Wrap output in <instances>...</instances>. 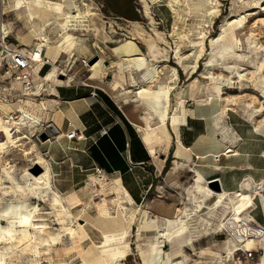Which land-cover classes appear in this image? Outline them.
<instances>
[{
	"label": "rangeland",
	"instance_id": "1",
	"mask_svg": "<svg viewBox=\"0 0 264 264\" xmlns=\"http://www.w3.org/2000/svg\"><path fill=\"white\" fill-rule=\"evenodd\" d=\"M9 1L11 0H0V5H2L3 11L9 10L4 13L3 22L9 30L10 41L16 44L18 35L28 30L30 23L27 22V16L23 9L10 11L12 7L5 8ZM48 1L63 2V0H43L42 6L37 10L44 23L35 21V26L41 28L44 25V35L50 39H55L58 29L55 25L56 21L49 23L52 20L51 16L54 15L51 9L48 10L47 8ZM85 2L93 10L90 24L91 27H95V30H86V26L84 27L85 30H71L70 32L77 37V42L72 49L63 44L62 41L51 50L46 48V57L51 63L47 73L50 76L49 80L42 78L41 74H36V82L38 83L36 93L27 96L25 99L15 98L12 100L14 103H19L17 115L21 120L23 114L27 113L36 118L40 124L36 127H26L21 124L22 133H15V136L25 134L28 138L21 139L19 141L21 145L9 146L0 152V228L9 227L13 234L12 238L0 244V259H2L0 263L2 264H36L38 259L41 264H140L139 252L147 247L149 242L145 238L158 235L156 232L150 234L148 231L141 230L143 211L145 209L149 211L147 203L135 204L133 202L131 205L127 204L125 193L122 188L114 183V177L102 175L94 168L81 169L76 166L75 161H55L50 154H46V157L51 163L54 186L61 191L62 195L71 191L79 199V203L68 205L63 200L68 214L65 220H62V215L58 212L60 207H54L51 198L48 196L41 197V200L36 198L28 202L30 209L33 205L37 206V209L33 210L34 222L46 224L44 232L38 229H30L32 238L29 241H19L21 236L19 229L22 227L20 228L16 222L15 212L17 208L13 207L4 213V209L10 205L16 206L18 186L20 184L26 186L27 184L22 178L24 173L28 171L39 175L43 171L42 168L31 164L30 157L26 158L21 151L22 149L33 148L45 152L51 146H55L65 150L70 158L79 151H82V155L86 152L90 137L85 133L87 127L83 126L82 140L68 139L66 146L59 144V142L65 141L66 137L57 142L52 134L43 140L44 143L40 142L43 132L50 133L47 126L53 119V108L50 100L52 96L48 95L50 93L48 81L52 88L58 82L62 84V81L63 84L82 88V102L93 101L91 104L92 112L97 115L112 113L113 102L118 104L126 116L135 120L134 122L138 125L137 128L142 135L151 132L156 138V155L164 150V145L159 140V134L154 128L159 119L154 116L147 123L143 118L147 108L141 101L135 99L133 92L124 93L120 87L115 90L112 89L110 83L114 75L113 68L110 67L105 73L100 72L97 75H91L92 71L89 70V65L92 66L99 60H102L104 65H109L111 61L117 60L111 51V47L128 36L127 30L132 22H138L148 32H153L150 20L143 15V1L85 0ZM80 6L82 10L86 9V5L81 4ZM176 8L179 14L171 12L168 3L151 5L158 30L168 36L170 41H173L169 34L172 33L174 25L178 27V32L188 33V40H185L180 47L182 55L185 57L183 64L195 63L201 48L200 41H203L204 50L198 59L195 72L190 76L191 78L181 67H178L180 69L179 78L173 83L174 89L171 93L170 107L181 102L180 114L185 112L187 116L191 115L209 120V124L214 122V128H205V130L211 131V136L208 137L206 144L211 147L214 145L217 148L221 144L227 146L228 142L223 133L222 120L214 116V113L219 108L220 102L227 105L229 121L234 129L245 137L243 141L241 140L240 144L243 149H240L241 153L236 157V161L239 164L241 157L244 156L249 158L247 161H250L255 168L260 170L257 171L258 175L254 177L255 181L247 182L248 188L256 185L261 186V188L248 191L254 198V209H249L244 214L245 221L251 227L258 228L261 226L264 228V157L262 156L264 136L252 127L253 122L258 123L264 119V0H178ZM213 10L215 12H212ZM203 34L204 37H202ZM37 42L39 41L34 39L27 44L21 43V47L24 50H31ZM138 44L142 50H146L143 43L138 42ZM120 65L119 69H116L115 75L124 87H129L130 81L121 70L124 63ZM167 65L168 67H165L160 75L159 83L167 84L172 77L171 67L178 66L173 60V52L171 51ZM61 67H65L70 76L58 77L57 72ZM35 72L40 73V66L35 68ZM209 74L214 77L216 83H212L208 77ZM214 84L220 88V97L215 95ZM43 88H47V91L42 92ZM79 90L78 92H80ZM209 96H213L212 99L205 100ZM82 112L83 116L86 117L88 111L86 112V105L84 104H82ZM0 138L5 139L2 134ZM50 138L51 141H49ZM175 140L172 141V150L167 154L164 163V166L167 165V170L174 166L172 151L175 148ZM237 154L239 153L237 152ZM188 164L186 161L180 160L178 166L173 169L174 173L168 174V189L166 196H164L166 201L183 202V207L193 206L189 190H191L194 173L189 171L190 166ZM194 167L198 169L200 166ZM211 189L217 191L216 187ZM103 199L108 203L116 204L115 206L109 204L110 216L106 220L97 213V206L102 204ZM201 214L209 217L207 209L202 210ZM218 214L216 218H211L213 223L210 227L203 228L198 223V229L202 233L200 241L196 243L194 250L186 249V251L197 257L202 253V250L206 249L205 256L216 261L214 264H257L264 255L263 244L259 242L260 239L256 240V244L254 248L250 249V253L249 251H237L235 257L229 259L217 257L227 254L224 242L229 235L224 228L216 227V224L220 223ZM78 223L82 225L81 237L76 238V243L73 245L70 234H68L69 230L66 228H80ZM104 227L114 232L127 229L126 247L121 250L129 249L131 254L105 261L104 258L117 249L101 251L105 247L104 239L101 237V233L105 231ZM49 232L59 233L62 242L54 245L39 240V238L48 239ZM91 239L98 246L96 249L100 250L101 254L98 253L94 256L88 254L90 248L93 247L90 242ZM35 249L40 252L36 253ZM164 250L169 251L170 246L165 244Z\"/></svg>",
	"mask_w": 264,
	"mask_h": 264
},
{
	"label": "bare ground",
	"instance_id": "2",
	"mask_svg": "<svg viewBox=\"0 0 264 264\" xmlns=\"http://www.w3.org/2000/svg\"><path fill=\"white\" fill-rule=\"evenodd\" d=\"M142 1L144 3L143 15L146 19L150 20V25L152 26L151 30L153 32H148V30L144 29V27L138 22H132L130 28L127 30L128 36L119 40L111 47V51L116 56L117 60L111 61L109 65H104L102 60H99L94 65H89V70L92 71L91 75H97L100 72L105 73L108 68L112 67L114 74L110 83L112 89L115 90L120 87L124 90V93L128 94L133 92L135 99L141 101V103L147 108L146 115L143 117L145 121L149 123L154 116L159 119L154 128L159 134V140L164 145L165 152L169 150L171 142L176 139L174 156L177 159L187 158V151L179 139V126L185 122L186 113H179L181 102L174 107H170L171 93L174 89L173 83L179 78L180 69L178 67H181L189 77L195 72L198 59L204 50L203 41H200L201 48L196 56L195 63L183 64L185 57L182 55L180 47L185 40H188V33H184L183 31L178 32V27L174 25L172 33L169 34V37L173 39V41L168 40V36H165L163 32L158 30L156 20L151 11L152 4L168 3L171 12L179 14L176 8L178 0ZM42 2L43 0H11L6 3L5 8L12 7L10 8V11L23 9L27 16V22L30 23V28L22 34H19L16 42L27 44L35 39L39 41L37 42L39 43V46L51 50L62 41L63 44H66L72 49L77 42V37L70 32L71 30H85V26L87 28L86 30H95V27H91L90 24L93 10L85 0H63V2L48 1L47 8L48 10L51 9L54 15L51 16L52 20L49 23L56 21L55 25L58 29L57 38L50 39L44 35V25L41 26V28L35 26V21L44 23L37 10V8L42 6ZM81 4L86 5L85 10H82L80 6ZM8 11V9H5L4 13H7ZM212 12L215 11L213 10ZM204 36L205 35L203 34L202 37ZM138 42H141L146 46L145 51L141 49ZM170 51L173 52V60L178 66L171 67V79L167 84H162L159 83V78L164 68L168 67L167 62L169 60ZM121 63H124L121 70L127 75L130 81L129 87H124L115 75L116 69H119ZM49 77L50 76L47 74V80H49ZM208 77L212 80V83H216L211 74H209ZM58 80L60 79L58 78ZM47 85L48 89L51 90L52 87L49 81ZM213 88L216 90L215 95L220 97V88L215 86V84L213 85ZM212 97L213 96H209L205 100L209 101ZM220 103L221 104L215 111L214 116L221 118L223 123V133L229 144L226 148L222 149V151H225L224 153L227 155H237L236 148L241 143L242 138L229 122L227 105L223 102ZM17 105L16 102L2 104V111L3 114H5V117L0 118V135L2 134L5 139L0 138V152H3L4 149L9 146L21 145L19 141L28 138L25 134L18 135V137L15 136V133H22L20 130L21 124L26 127H36L40 124L36 118L27 113L23 114L22 120L19 117L17 120L13 119L14 122H12L10 119V113ZM53 109L55 113H59V107L57 105H55ZM52 122L54 127L59 130V134L54 135L55 140L59 142L60 139L66 137L67 139L65 141L59 142V144L66 146L68 139H72L70 138V135L73 133V130L68 132L60 131L58 124L53 120ZM252 127L260 135L264 136V119L258 123L253 122ZM14 128H16V130H14ZM144 136L147 144L153 149L157 145L156 138L151 132H147ZM49 141H51V138ZM40 142L44 143L45 141L42 140ZM67 148L70 149L69 147ZM21 151H23L26 158L30 157L29 160L32 161L31 164L38 168H42L43 171L39 175L38 173L28 171L24 173L22 178L27 184L26 186L21 184L18 186V191L16 193L18 202L16 206L10 205V207L4 209V213H7L9 209L13 207L17 208V211L15 212L16 222L20 228L22 227L19 229L21 234L19 241H29L32 238L30 229H38L39 231L44 232L46 224L34 222L35 215H33V210H36L37 206L33 205L32 209H30L28 202L36 198L41 200V197L44 198L48 196L51 198L54 207H60L58 212L62 215V220H65L68 211L63 200H65L68 205H73L79 203V199L71 191H67L62 195L61 191L54 186L51 163L46 157L48 150L43 152L31 148L22 149ZM262 156L264 157V150ZM178 163L179 161L175 159L172 169L176 168ZM242 166L248 169L252 168L250 163H245ZM194 172L195 174L193 182L191 183V190H189V193L192 196L191 200H193V206H185L176 216L163 218L159 221L150 220L148 212L145 210L143 211L141 230L145 232L148 231L150 234L156 232L158 235L154 237L147 236L145 238V240H148L149 242L147 247L139 252L140 264H214L216 261H212L210 257L205 256L207 253L206 249L202 250V253L197 257L188 253L186 249L194 250L196 248V243L200 241L202 233L198 229L199 224H201L203 228L210 227L213 223L211 218H216L218 213L220 223H217L216 227L224 228L229 234L227 240L224 242L227 254L217 256L218 258L226 257L229 259L230 257H235V252L237 251L248 252L250 249L254 248L257 239H260L259 242L263 244L262 248L264 250V235H262L259 228L249 226L244 217V214L254 205V198L252 194L248 193V191L252 189L259 190L261 186L256 185L255 187L252 186L250 188H248V186H243L233 192H227L225 190L214 191L207 186V180L199 171L194 170ZM92 178L95 180L93 176ZM114 183L122 188L119 179H114ZM122 189L125 193V198L127 199L126 202H132L129 193L124 188ZM109 204H112V206L116 205L112 202L108 203L103 199L102 204L97 206V213L104 220L108 219L110 216ZM118 206H120V204H118ZM204 209H207L209 217L201 214ZM78 225L80 228H66L69 230L68 234H70L73 245L76 243V238L79 239L81 237L82 225L81 223H78ZM127 232V229H123L120 232H114L105 228V231L101 233V237L104 239L103 244L105 245L101 251L117 249V251L112 254H108L107 257L104 258L105 261L114 258H122L131 254L129 249L121 250L123 247H126ZM12 237V230L9 227L3 229L0 228V244ZM39 240L55 245L62 242V237L59 233L49 232L48 239L39 238ZM90 242L93 247L90 248L88 254H93V256L98 253L101 254L102 252L96 249L98 246L95 242H93L92 239ZM165 244L170 246L169 251L164 250ZM35 252L39 253L40 251L35 249ZM36 264H41L39 259ZM257 264H264V255Z\"/></svg>",
	"mask_w": 264,
	"mask_h": 264
},
{
	"label": "crops",
	"instance_id": "3",
	"mask_svg": "<svg viewBox=\"0 0 264 264\" xmlns=\"http://www.w3.org/2000/svg\"><path fill=\"white\" fill-rule=\"evenodd\" d=\"M49 68L50 66H44L39 74L48 73ZM54 85L55 87L50 90L48 95L52 96L50 98L52 108L57 105L59 113H55L53 109L52 120L63 132L82 131V126L87 127L85 133L90 138L83 155L82 151H79L70 158L65 150L55 146L48 148V154L55 161H75L76 166L81 169L99 168L105 176L119 179L122 188L132 198V202H127V204L147 203L149 211L146 209L145 211L148 212L149 219L152 221L176 216L183 209L184 203L176 200L166 201L164 198L168 189V174L174 173L172 167L167 170V165L164 166L166 156L172 150V142L168 151L165 152L164 148L160 154L156 155L157 146L153 149L150 148L145 136L137 128L135 120L126 116L118 104L113 102V110L111 109L113 114L107 112L97 115L92 112L93 101L82 102V88L63 84V81L62 84L58 82ZM82 104L86 105L87 118L82 114ZM209 123V120L186 115L185 122L179 126V139L186 149L188 157L177 159L172 151L174 161L175 159L186 161L190 166L189 171L194 174V170L199 171L207 181L219 178L222 189L227 192H233L243 186L247 187V182L255 181L254 177L260 170L247 161L249 158L244 156L241 157L238 164L236 157L240 155V149H243L241 144L236 148L239 154L235 156L227 155L222 151L226 144H221L217 148L214 145L213 147L207 145L206 142L211 136V131L205 130V128L215 127L214 122ZM101 128L107 129V133L99 135ZM240 136L243 141L245 137ZM80 142L82 143V141ZM174 146L176 147V140ZM245 163H250L252 168L248 169L242 166ZM194 166L199 168L196 169ZM250 209L253 210V206Z\"/></svg>",
	"mask_w": 264,
	"mask_h": 264
},
{
	"label": "built area",
	"instance_id": "4",
	"mask_svg": "<svg viewBox=\"0 0 264 264\" xmlns=\"http://www.w3.org/2000/svg\"><path fill=\"white\" fill-rule=\"evenodd\" d=\"M3 15L4 11L2 5H0V118L5 117L2 111V104L14 103L12 100L15 98L25 99L27 96H32L36 93L38 83L35 75L39 73L35 72V68L40 66L41 70L44 66H51L49 58L46 57V47L39 46V43H37L31 50H24L21 47V43L16 42L15 44L10 41L9 30L3 22ZM57 75L58 77L66 78L70 76V73L65 67H61ZM41 77L47 79V73L41 75ZM43 91L46 92L47 88H43ZM16 103L19 104L18 102ZM18 108L19 106H15L10 113L12 122H14L13 119L17 120L19 118L17 115ZM51 123L53 122L51 121ZM106 133L107 129L105 128L99 130V135ZM83 135V131L73 130L70 138L82 139ZM94 169L104 175L99 168ZM217 179L220 182V179ZM258 228L261 233H264L263 227L259 226Z\"/></svg>",
	"mask_w": 264,
	"mask_h": 264
},
{
	"label": "water",
	"instance_id": "5",
	"mask_svg": "<svg viewBox=\"0 0 264 264\" xmlns=\"http://www.w3.org/2000/svg\"><path fill=\"white\" fill-rule=\"evenodd\" d=\"M47 129H48V131H49L50 133H48V132H43L42 137H41L42 140H45V139L49 138V137H50V134H52V135H56V134H58V129H56L52 123H50V124L47 126ZM207 186L210 187V188H212V187H216V190H217V191H219V190H223V189H222V186H221V184H220V182H219L218 179H212V180L207 181Z\"/></svg>",
	"mask_w": 264,
	"mask_h": 264
},
{
	"label": "trees",
	"instance_id": "6",
	"mask_svg": "<svg viewBox=\"0 0 264 264\" xmlns=\"http://www.w3.org/2000/svg\"><path fill=\"white\" fill-rule=\"evenodd\" d=\"M112 104V103H111ZM113 105V104H112ZM112 110H113V108H112Z\"/></svg>",
	"mask_w": 264,
	"mask_h": 264
}]
</instances>
